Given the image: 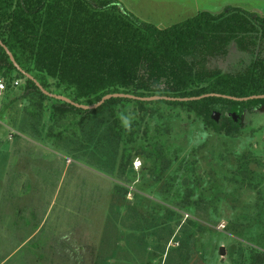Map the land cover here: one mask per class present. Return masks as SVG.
I'll return each instance as SVG.
<instances>
[{
    "label": "rangeland",
    "instance_id": "obj_1",
    "mask_svg": "<svg viewBox=\"0 0 264 264\" xmlns=\"http://www.w3.org/2000/svg\"><path fill=\"white\" fill-rule=\"evenodd\" d=\"M226 7L264 18V0H137L125 9L164 29ZM16 82L0 93V264H164L186 220L198 225L189 264H250L241 261L247 249L263 248L264 103L241 113L214 106L211 123L229 119L234 137L178 108L148 107L142 116L126 104L116 111L120 141L101 112L79 127L81 117L68 115L55 142L45 135L56 103L44 100L34 121L24 80ZM195 181L193 204L182 207ZM164 210L180 220L142 238V224Z\"/></svg>",
    "mask_w": 264,
    "mask_h": 264
},
{
    "label": "trees",
    "instance_id": "obj_2",
    "mask_svg": "<svg viewBox=\"0 0 264 264\" xmlns=\"http://www.w3.org/2000/svg\"><path fill=\"white\" fill-rule=\"evenodd\" d=\"M0 42L17 65L46 92L79 105H94L108 94L138 98L264 95V18L239 8L226 7L217 15L200 12L179 24L159 29L141 21L114 0H0ZM17 80H24L23 94L28 97V107L31 106L26 110L34 121L42 115L44 100L56 103L51 106L53 126L45 135L55 142L61 139L58 128L67 127L63 121L68 115L81 117L79 127L85 119L101 112L107 115L103 121L110 122L109 134L120 141L122 121L116 111L126 104H132L136 115L142 116L148 114V107L178 108L201 119L214 132L234 137L237 128L229 119L224 118L219 126L211 123L214 106L237 108L241 113L246 107L252 110L264 103V99L247 102L220 98L189 102L110 99L96 110L84 111L43 95L32 81L13 68L0 47V81L5 83L2 92H7ZM138 131L139 125L131 124L124 133L125 142H134ZM143 133L146 137V129ZM195 185L196 181L192 182L190 195L180 199L182 207L193 204L190 200ZM191 208V212H196L194 205ZM171 218L180 220L171 210L146 220L139 229L142 238L144 232L157 229L155 233H160L170 225ZM195 229L198 225L192 220L181 225L178 233L183 239H179L178 247L168 249L164 264H189ZM117 243L114 242L113 254L118 250ZM260 246L264 248L263 244ZM263 248L247 249L242 263L264 264Z\"/></svg>",
    "mask_w": 264,
    "mask_h": 264
},
{
    "label": "water",
    "instance_id": "obj_3",
    "mask_svg": "<svg viewBox=\"0 0 264 264\" xmlns=\"http://www.w3.org/2000/svg\"><path fill=\"white\" fill-rule=\"evenodd\" d=\"M0 47L3 49L4 53L6 54V56L8 57L11 65L13 66V68L20 74L22 75V77H24L26 80L32 81L33 84L35 85V87L46 97H49L53 100L56 101H60L62 103L71 105L72 107L76 108V109H80V110H84V111H91V110H96L98 109L100 106L103 105L104 102L110 100V99H128V100H133V101H140V102H153V101H160V100H164V101H172V102H189V101H198L204 98H220V99H224V100H229V101H233V102H247V101H251V100H262L264 99V95H258V96H250V97H244V98H235V97H229V96H225V95H219V94H206V95H202L199 97H192V98H167V97H148V98H138V97H134L131 95H125V94H108L103 96L96 104L91 105V106H84V105H79L76 104L72 101H70L69 99L63 97V96H59V95H54V94H49L48 92H46L29 74L25 73L15 62V60L13 59L11 53L7 50V48L5 46H3L0 42Z\"/></svg>",
    "mask_w": 264,
    "mask_h": 264
},
{
    "label": "crops",
    "instance_id": "obj_4",
    "mask_svg": "<svg viewBox=\"0 0 264 264\" xmlns=\"http://www.w3.org/2000/svg\"><path fill=\"white\" fill-rule=\"evenodd\" d=\"M114 1L120 3L124 8L128 9V7H133V4H135L137 0H114Z\"/></svg>",
    "mask_w": 264,
    "mask_h": 264
},
{
    "label": "built area",
    "instance_id": "obj_5",
    "mask_svg": "<svg viewBox=\"0 0 264 264\" xmlns=\"http://www.w3.org/2000/svg\"><path fill=\"white\" fill-rule=\"evenodd\" d=\"M12 84H13L14 86H16V85H17V82L14 81ZM4 90H5V83H4L3 81H0V93H1L2 91H4Z\"/></svg>",
    "mask_w": 264,
    "mask_h": 264
}]
</instances>
